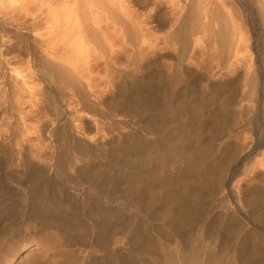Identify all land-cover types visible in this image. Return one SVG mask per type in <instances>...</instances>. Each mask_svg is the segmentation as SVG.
I'll return each instance as SVG.
<instances>
[{
  "label": "bare ground",
  "instance_id": "bare-ground-1",
  "mask_svg": "<svg viewBox=\"0 0 264 264\" xmlns=\"http://www.w3.org/2000/svg\"><path fill=\"white\" fill-rule=\"evenodd\" d=\"M1 1L3 3L1 7L6 6V0ZM33 1L29 3L32 5ZM35 1L37 3L35 5L37 7L39 5V10L43 11L44 15L40 16L39 10H36L38 11L36 14L34 10L37 8L31 9L34 13L27 10L30 7L28 8V2H26L27 8L24 9L27 11L21 10L22 13L26 11L25 19L21 17L20 20H17L20 14H15L13 9L12 11L8 10L9 12L5 11L6 15L4 16L2 13V17H0V153L4 155L3 160L6 164L17 158L26 169L30 170L31 168L30 172L38 175L40 180L39 182L38 180L32 181L31 188L23 189L27 196V201L24 204L19 199L13 201V195L16 194H8L6 186L0 185V226H2L0 234L10 233L14 231V228H17L18 224L30 221L26 230L51 229L53 241H62L63 237L61 238V236L65 232L70 238L72 235L68 234L69 231L74 232L73 236L77 233L76 238H72L71 245L75 247L77 244L74 249L75 254H72L74 257L71 256L76 261L71 260L72 263L131 264L124 256L120 257L116 252L118 249L122 252L125 247L123 244L128 241L132 247L133 256H130L128 250L127 254L132 257V264H151L147 256L157 253L159 245L158 241L155 242V238L152 239L154 237L152 230H157L160 225L164 227L162 230L164 235L182 237L183 234L179 231L186 233L183 229L188 230L189 228V233L184 234L187 236L182 238L184 243L189 244L192 234L194 232L196 234L198 223L203 222L201 224H205L206 227H204L205 233L202 230L204 236L209 237L215 230L220 232V235L218 233L220 242L217 240L216 246L219 247L217 250L225 252L224 249L228 248L230 251L226 250L231 252L230 254L233 252L234 258L232 259H236V264H264V245H262L264 241L260 240L255 231H253L255 234L251 235H255L254 238H249L252 228L248 232L244 219L239 218V220L235 213H232L235 216L231 214L229 216V211H224L226 213L223 212V216L218 215L217 219L210 216V210L213 208L211 206L215 205L217 201L219 203L216 208L229 210L228 200L231 197L229 199L226 195H221L220 198L218 196L219 190L224 189L222 186L225 187L223 178L228 168L217 173L216 184L213 181V183L206 184L210 182L207 175L214 172L211 162L215 160V158L214 160L208 159L210 158L208 149L213 148L209 147V143L208 148L203 142L206 147L204 150L208 148L206 151L200 149L201 153V151L195 150L197 153H194L192 167L187 166L186 170L180 169L184 172H182L183 174L179 172L178 176L173 174L174 176L169 175V178L165 174V177L159 170L162 176L157 170L159 166L154 163V159L160 155H163V158L159 157V161L164 159L165 154V160L168 159L167 154H171L169 149L175 145L173 140L164 137L166 128H163L165 124V127L167 123L170 124L169 118L171 119L172 116L184 113L187 115L184 118L190 119L189 121L192 122L191 125L187 122L190 126L194 120L203 119V113L206 111L214 113L215 115H211L215 116L217 120H220L218 117L228 120L232 117L229 112L231 104L240 107L248 100L259 102L260 93L264 92V77H259L258 73L252 69L254 54L250 28L234 1ZM258 4L261 9L260 14L264 19V0H259ZM177 9H179L178 14L176 13ZM4 10L3 8L2 11ZM31 12L34 15H31ZM29 13L30 21L26 20L29 19ZM8 14L11 15L8 16L9 21L6 19ZM4 32H13L18 35L17 38L22 39L26 48L22 46L27 50L28 60L26 58V62L28 64H26L29 72H22L24 70L22 66V70L18 67L20 60L18 59L17 62V59L12 56L13 54H10L12 51L9 52L8 45L5 47L7 40L5 44ZM160 32L163 34L159 35ZM194 35L200 36L195 39ZM73 36L76 40L70 38ZM69 39L71 42L68 41ZM73 39L75 42L77 41L74 42L75 44ZM72 43L75 46H72ZM86 43L89 45L93 43V46L95 44L96 51H101V53L95 52L98 54L95 57L96 54L92 52L95 58L90 57L89 54L86 55L87 53L84 51ZM211 51H214L212 55L215 53L219 60L210 56ZM213 59L218 62L215 63ZM95 61H100L101 64ZM212 62L216 64L215 69L211 66ZM98 63L102 66V72ZM196 66L198 70H201L203 80L207 82L208 88L202 91L197 88L199 78L194 77V67ZM184 73L189 75L190 80L184 78ZM191 73L193 76L190 75ZM96 76H98V80L103 78L104 81L100 84L99 80L100 88H97L99 91L93 89L96 91L93 92L90 86L96 85L91 84L94 83L92 81ZM247 76L249 78L246 79L249 80L248 85H250L248 94H242L241 97L236 96V93L233 95L229 90L230 87L235 86L243 77ZM236 86L238 87L239 84ZM75 97L79 100V107H76L77 104L74 106ZM100 100L102 103L104 101L109 103L108 105L111 104L113 108L109 110L105 109L106 107L102 108ZM46 101L50 103L48 106L51 105V113L46 111L48 110L47 107L45 108ZM175 102L179 104H174ZM214 110L216 112H213ZM123 112L128 113L131 118H136V120L117 117ZM247 114L249 115L245 117L239 116L249 119L250 113ZM183 116L179 115L176 118L179 120V117L182 119ZM173 119L175 118L173 117ZM167 120L168 122H166ZM195 121L194 123H196ZM132 122L135 126L131 125ZM201 125L198 126L199 129L203 127ZM204 129L206 130V128ZM203 131H201L202 137ZM194 137L192 139H195V142H200L196 143L199 144V148H203V144L200 147L201 136ZM165 138L166 141H163ZM180 139L182 140V138ZM192 139H190V143L193 142ZM179 140L176 141L177 144ZM181 140L179 143L182 144ZM187 140L184 141L187 142ZM188 145L190 144L188 143ZM78 158L82 159L86 166L102 162L103 159L108 165L114 167L116 165L119 167L118 169L125 171L128 186L122 184L124 187H119L117 177L107 179L110 172L108 170L109 172L106 173L108 177L104 178V180H109L107 185H103L104 183L102 185L88 184L98 188L105 194V199L108 197L110 200L106 199L104 202H100L97 199L101 197L98 191L93 190L94 187L89 190L88 186H84L85 195L78 194V196L61 179L75 174ZM156 161L158 162L157 159ZM128 165L138 167V170L134 167V169L127 170ZM152 165L158 168L154 169ZM244 166V172L250 170V167ZM1 167L3 166L1 165ZM5 168L3 169L5 170ZM104 168L106 169V167ZM143 168L146 169L141 170ZM68 169L70 170L66 171ZM156 171L165 178L159 179ZM100 177L101 181H104V176ZM90 179L92 180L91 177ZM68 180L73 179L69 177ZM241 187L238 185L233 187L230 194L235 195L236 198H234L237 199L239 208L243 210L242 203L244 201L248 206L246 210L254 214L255 218L264 224V207L257 208L260 203L264 205L263 195H260L258 190L256 192L254 188L252 189L254 191H251V187L246 185H241ZM66 197L67 199H65ZM125 202L131 205L138 216L132 218L133 214L127 217L123 206ZM61 204L66 207L62 208ZM13 208L17 209L18 216L14 213ZM70 209H73L74 212L72 223L69 222ZM231 218L240 222L232 224ZM183 219L190 220H188L189 223L182 222L185 227L180 226L181 223H179ZM144 224L149 228L148 231L151 230L149 232L152 237L145 235L148 234L147 232L143 234L144 229H142L143 232L141 231V226ZM180 227L183 229L180 230ZM117 233L120 234V237H116ZM159 233L161 234V232ZM213 235L217 236V233L214 232L211 236ZM225 235H230L231 239L227 240ZM166 236L162 235L161 237L165 239ZM238 236H241V239ZM22 237L23 239L28 238L26 235ZM49 240L51 241V238ZM64 241L61 244L69 248L70 244ZM166 241L168 243L169 239ZM48 245L52 246L50 242L46 246ZM169 246L171 247V245ZM35 248L36 246L32 245L27 251ZM5 255L9 257L8 251L5 252ZM62 256L64 257V255ZM190 256L192 255L190 254ZM8 257L6 258L8 259Z\"/></svg>",
  "mask_w": 264,
  "mask_h": 264
},
{
  "label": "rangeland",
  "instance_id": "rangeland-1",
  "mask_svg": "<svg viewBox=\"0 0 264 264\" xmlns=\"http://www.w3.org/2000/svg\"><path fill=\"white\" fill-rule=\"evenodd\" d=\"M20 1H22V2H20ZM31 1H33V0H6L5 1V5L6 6H4V7H1V6H3V5H1V4H3V3H1L2 1L0 0V7L2 8H0V17H2L1 15H2V13H3V15L5 16L6 15V13H4L5 11L7 12L8 10L10 11H12V9L14 10V13L16 14L17 13V15L18 14H20V15H18V17H17V15H15L14 14V16L15 17H17V20H20L21 19V17H22V19H25L26 18V15L24 16V14H25V12L27 11V10H31V9H33V8H37V9H35L34 10V12L36 11V10H39V5H38V7L36 6L37 5V3H36V1L34 0L33 1V3H32V5L34 4V6H32L31 5V3H29V2H31ZM229 1H231V0H229ZM234 1V3H235V5L236 6H238L239 8H240V11L242 12V15H243V18H244V20L247 22V24H248V27L250 28V33H251V36H252V50H253V54H254V59H253V67H252V69H253V71L255 70L257 73H258V75H259V77H264V19H263V17H262V14H260L261 13V9H260V6H259V0H233ZM232 1V2H233ZM20 2V3H19ZM26 2H28V5H27V3ZM35 2V3H34ZM237 2V3H236ZM23 3V4H22ZM25 3V4H24ZM18 4V5H17ZM29 4H30V6H29ZM36 4V5H35ZM256 4V5H255ZM20 5V6H19ZM25 5H27L28 6V8L29 9H24V8H27ZM8 6V7H7ZM23 6V7H22ZM25 6V7H24ZM8 8V9H6V8ZM20 7H21V9H20ZM3 8L5 9L4 11H2L3 10ZM21 10H26V11H23V13H22V11ZM179 9H177V11H178ZM251 12H250V11ZM8 11V12H9ZM32 12H33V10H31ZM28 12H30V11H28ZM32 12H31V15H34V14H32ZM33 12V13H34ZM37 12L38 11H36L35 13L37 14ZM42 12L43 11H41V10H39V12L38 13H40L39 15L41 16V15H44V13L42 14ZM45 12V11H44ZM176 12V11H175ZM23 15H22V14ZM177 14L179 13V11L178 12H176ZM22 15V16H21ZM30 15V13L28 14V16H29V19H26V20H28V21H30L31 20V16ZM3 16V17H4ZM8 16H11L10 14H8L6 17V19L9 21V19H8ZM28 16H27V18H28ZM13 17V16H12ZM15 17H13V18H15ZM25 17V18H24ZM10 18V17H9ZM15 20H16V18H15ZM10 34V38L8 37V35ZM161 34H163L162 32H160L159 33V35H161ZM11 35H12V37H11ZM17 36L18 35H15V33H13V32H10V33H5L4 32V37L6 38H4L3 37V35H2V38H4V42L6 41L7 42V44H6V42H5V44H6V46L5 47H7V45H8V50H9V52L10 51H12L10 54L12 55V56H14L16 59H17V62H18V59L20 60L19 62V64H20V66H18V65H16V66H18V67H20V69H21V66H22V69H24V70H22V72L23 73H27V72H29V68H28V66H27V62H26V58H27V60H28V56H27V50L26 49H24V47H25V45L23 44V41H22V39H20V37L19 38H17ZM197 36V37H196ZM194 35L193 37L196 39V38H198L200 35ZM202 36V35H201ZM8 37V38H7ZM70 38H74L75 40H76V38L73 36V37H70ZM9 39V40H8ZM13 39V40H12ZM17 39V40H16ZM73 39V40H74ZM195 39H193V40H195ZM10 40H12L11 42H10ZM72 40V39H71ZM75 40L73 41V43L75 42ZM9 41V42H8ZM21 41V42H20ZM69 42H71L70 41V39L68 40ZM15 42V43H14ZM77 42V41H76ZM75 42V43H76ZM9 43V44H8ZM18 43V44H17ZM71 44L72 46H75L74 44ZM87 45H85V50L84 51H86L85 53H87L86 55H90V57H92V58H95V57H97V55L98 54H100L101 53V51H96V45L94 44V46L91 44V45H89L88 43H86ZM15 45V46H14ZM20 45V46H19ZM24 47H23V46ZM202 45H203V43H202ZM93 46V47H92ZM108 46H110V45H108ZM14 49H13V48ZM86 47H90L88 50L86 49ZM12 48V49H11ZM16 48V49H15ZM23 48V49H22ZM26 48V47H25ZM109 48V47H108ZM92 49V50H91ZM109 49H111V48H109ZM25 50H26V52H25ZM98 50V49H97ZM114 50V49H113ZM96 54L97 52H98V54H96L95 55V57H93L94 56V54ZM96 52V53H95ZM214 51H211L210 53H211V55L210 56H212V58L213 57H215V59H217L218 58V56L216 57L215 56V53L212 55V53H213ZM16 54H18V55H16ZM93 54V55H92ZM199 54H197V56H198ZM216 55H218V54H216ZM17 56V57H16ZM25 56V57H24ZM22 59H21V58ZM199 57V56H198ZM25 58V59H24ZM214 60V59H213ZM217 60H219V59H217ZM21 61H23V62H21ZM95 62H100V61H95ZM214 62L215 63H217L218 61H216V60H214ZM214 62H212V64H211V66H213V68L215 69V66H216V64L214 63ZM263 62V63H262ZM23 63V64H22ZM27 63V64H26ZM24 64H25V66H24ZM100 64H101V62H100ZM99 63H98V66L100 65ZM259 64V65H258ZM257 65V66H256ZM100 67V69H101V72L103 71L102 70V66L100 65L99 66ZM197 67V66H196ZM196 67H194L195 69V72H194V77H196V78H199L198 80H199V82H198V84H197V88H198V90H203V89H205V88H208L207 87V82L205 81V80H203L204 79V77H203V75H202V73H201V70L199 69L198 70V67L196 68ZM258 67V68H257ZM26 69H28V70H26ZM252 69H251V71H252ZM252 71V72H253ZM197 72V73H196ZM184 75V78L185 79H188V80H190V77H189V75L188 74H186V73H184L183 74ZM190 75H192V73L190 74ZM100 77H102L101 75H99ZM186 76V77H185ZM193 76V75H192ZM199 76V77H198ZM201 76H202V78H201ZM248 76H250L249 74H248ZM243 77L242 78V80L238 83L239 84V86L237 87L236 85H238V84H235V86L233 85L232 87H230V92L234 95V93H236L235 95L236 96H239V97H241V95L242 94H248V92H249V90H250V85H248L249 84V80L248 79H246V78H249V77ZM99 77V78H100ZM94 81H92V82H94V83H91V84H96V85H89L90 86V89L93 91V92H96L97 90L99 91V89H97V88H100V85H99V80H98V76H96V78L94 77ZM85 80V79H84ZM197 80V79H196ZM104 81V79L102 78V80H100V84L102 83ZM201 82V83H200ZM98 85V86H97ZM97 86V87H96ZM202 86V87H201ZM234 88V89H233ZM93 89H95V90H93ZM102 89V88H101ZM235 90V91H234ZM229 94V93H228ZM260 98V100H259V102L258 101H254V102H252L253 100H248V101H245L244 103H243V107L242 106H240V107H236V106H234L233 104H231L230 105V109H229V112L231 113H229L230 114V116H232V117H230V118H228V120L227 119H224V118H219L218 117V119H220V120H217V118L215 117V116H213L212 117V115H215L214 113H211L210 111L208 112V111H206V112H204L203 113V116H202V118L203 119H200L199 121H195L196 123H194V121H193V124L195 125V127H194V125L192 124V126H190L191 125V123L192 122H190L188 119H186V118H184V117H186L187 115H185L184 113L182 114V113H179L177 116H172V118L170 119L169 118V123L170 124H172V125H170V124H168L167 123V126L165 127V125L163 126V128H166V132L164 133V137H167L168 139H170V140H173L172 142H174V144L176 145L177 144V140H179L180 138H182V144H181V142L179 143V141H178V146L176 145V147H175V145L171 148V149H169V150H171V154H167V158L168 159H166L165 160V158H166V154L164 155V159H160V161H159V157L160 158H163L161 155L160 156H158V158H155L154 160H155V162L154 163H157V165L156 166H159V168L157 169L156 167H154L153 165H152V167H154V169L156 168L158 171L159 170H161V172L164 174V176H165V174H167L168 176L167 177H169V175H172L171 177H173L174 175L173 174H178L179 172H181V174H183L182 172H184V171H181V170H186L187 169V166H191L192 167V163H193V158L195 157L194 156V153H197L196 151H201V153H202V150H200V149H203L204 150V148H206V147H208L207 145H208V143H209V147H213V148H210V149H208L209 151H208V157H210V158H208V159H213L214 160V158H215V160L214 161H212L211 162V164H212V166H213V171L214 172H211V173H213V174H211L210 173V175H207L208 177V179H209V181L210 182H208V183H206V184H209V183H213V182H215V184H216V182H217V180H218V174L217 173H220L221 171H223V169H226V168H228V170H224L225 171V176H224V178H223V185L225 186V187H223L222 186V188H224V189H222V190H219L220 192H218L219 194H218V196H219V198L220 197H222L223 195H226V197L228 198L229 197V199H230V197H231V201L230 200H228L229 201V205H230V207H229V210H226V209H223L222 210V208H216V206H217V204L219 203L218 201H217V203H215V205H213V206H211V207H213L211 210H210V216H213V217H215V218H213V219H217V216L219 215H222V213L224 212V211H229V216H231L232 215V213L234 214H236V216H237V218L239 219V218H241L242 220L244 219V221H245V225H246V229L248 230V232H249V230H251V228H252V230H251V232H250V235H249V238L250 239H252V237L254 238V236L255 235H253V236H251L252 234H255L256 233V235L257 236H259V238H260V240L261 241H264V240H262V239H264L263 237H264V229H262V228H264V224H263V222H259V220H257L256 218H255V216H254V214H252V213H250V212H248L246 209H248V206L246 205V203H244V201H243V207L245 208V210H244V208H243V210H242V208H239V204H238V201H237V199H235L236 197H235V195H233V194H230V193H232V189H233V187H236L237 185H238V187L240 186L241 187V185L242 186H248V187H251V191H256L257 192V190H258V192H259V194L260 195H263L262 196V198L264 199V92H262V93H260V96H259ZM77 97H75L74 98V100H73V102H75L76 101V103H74V106H76V104H77V106L76 107H79L80 105H78V102H79V100H78V98L76 99ZM248 99H250V97H248ZM103 101V100H102ZM100 102V106L102 107V108H105V109H107V110H109L110 108L112 109L113 107H111L112 105L110 104V105H108L109 103H107V102H104L103 101V103L101 102V100L99 101ZM47 101L45 102V105H47V106H45V108L47 107V109L48 110H46V111H48V112H52V108L50 109V107H51V105H49L48 106V104H50V103H47ZM102 103V104H101ZM252 103V104H251ZM262 103V104H261ZM80 104V103H79ZM174 104H179V103H177V102H175ZM255 104V105H254ZM251 105V106H250ZM249 107V108H248ZM262 107H263V109H262ZM252 108V109H251ZM248 111V112H247ZM50 112V113H51ZM213 112H216L215 110L213 111ZM250 113V118H251V120H250V118L249 119H246V118H242L243 116L245 117L246 115H249V114H247V113ZM124 113V114H123ZM123 113H121L120 115H118L117 117H119L120 118V116L122 117V118H125L126 117V119H128L129 120V118H130V120H132V121H135L136 120V118H131V116L128 114V113H126L125 114V112H123ZM210 113V114H209ZM252 113V114H251ZM127 114H128V116H127ZM212 114V115H211ZM242 114V115H241ZM244 114V115H243ZM179 115H181V116H183V118L182 119H180V117H179V120L176 118V117H178ZM242 116V117H240V116ZM173 117L176 119H173ZM240 118H241V120L243 121H245V119H246V121H245V123H243L241 120H240ZM173 119V120H172ZM215 120V121H213V120ZM222 119V120H221ZM231 119H232V121H231ZM230 120V121H229ZM250 120V121H249ZM220 121V122H219ZM166 122H168V120L166 121ZM165 122V123H166ZM175 122V123H174ZM187 122H189V124L190 125H188V123ZM231 122H232V124H231ZM249 122V123H248ZM177 123V124H176ZM180 123V124H179ZM187 123V125H185ZM214 123H218L217 125L216 124H214ZM197 124V125H196ZM201 125V126H203V127H201L200 129H199V125ZM234 124V125H233ZM132 126H135L134 125V123L132 122V124H131ZM183 125V126H182ZM169 126V127H168ZM174 126V127H173ZM176 126V127H175ZM182 126V127H181ZM189 126V127H188ZM205 126V127H204ZM193 127V129H194V131L192 132V130L193 129H191ZM169 128V129H168ZM171 128V129H170ZM188 128V129H187ZM203 128V130H201ZM204 128H206V130L204 129ZM195 129H199V130H195ZM173 130V131H172ZM176 130V131H175ZM185 130H186V132H185ZM188 130V131H187ZM212 130H213V132H212ZM216 130V131H215ZM219 130V131H218ZM191 131V132H190ZM198 133H196V132ZM201 131H203L204 133H203V137H206V138H204L203 139V137H202V133H201ZM168 132V133H167ZM180 132V133H179ZM182 132V133H181ZM184 132V133H183ZM189 132V133H188ZM217 132H219V133H217ZM178 133V134H177ZM194 133L196 134V136L197 135H200L201 136V138H202V143L200 144V147H202V144H203V142L205 143V145H206V147H205V145L203 146V148H199V144H196V143H200V142H195L194 140L195 139H192V137H194ZM211 133H212V135H211ZM215 133V134H214ZM217 133V134H216ZM237 133V134H236ZM166 134V135H165ZM193 134V135H192ZM175 135V136H174ZM178 135V136H177ZM179 135H180V137H179ZM205 135V136H204ZM170 136V137H169ZM194 137V138H197V137ZM213 136V137H212ZM186 137V138H185ZM211 137V138H210ZM177 138V139H176ZM179 138V139H178ZM185 138V139H184ZM213 138V139H212ZM167 139V140H168ZM175 139V140H174ZM187 139H189V140H187ZM190 139H192V143H190ZM187 140V142H185V141ZM163 141H166V138H165V140H163ZM184 141V142H183ZM189 141V142H188ZM207 142V143H206ZM213 142V143H212ZM188 143L190 144V145H188ZM194 143V144H193ZM210 143H211V146H210ZM184 144H186V145H184ZM194 146H193V145ZM163 145H164V143H163ZM188 145V146H187ZM198 145V146H197ZM175 147V151H174V148ZM193 147V148H192ZM173 149V150H172ZM199 149V150H198ZM207 149H205L204 151H206ZM168 150V151H169ZM196 150V151H195ZM211 150H213V151H211ZM8 151H9V149H8ZM167 151V152H168ZM148 153V152H147ZM192 153V154H191ZM213 155H212V154ZM193 155V156H192ZM212 157H211V156ZM1 157H2V159H1ZM191 158V160L189 161V159ZM4 159V155L2 154V153H0V180H1V182H0V185L1 186H3V187H5V189H6V191H7V193L8 194H16V195H13V201H15L16 199H19L23 204L27 201V196L25 195V193L23 192V189H27L28 187L29 188H31V186H32V181H34V180H38V182L40 181L39 180V178H38V175H35L34 173H32V172H30L32 169L30 168V170H28V168L26 169V167L25 166H23L21 163H20V161H19V159H17V158H15V159H13V160H11L10 162H9V164L7 163H5L4 161L5 160H3ZM156 159L158 160V162H159V164H158V162L156 161ZM184 159V160H183ZM186 159V160H185ZM182 160V161H181ZM192 161V162H191ZM189 162V163H188ZM249 162V163H248ZM4 163V164H3ZM99 165H98V164ZM97 163H91V165H88V166H86L85 164H84V162L82 161V159H80V158H78L77 159V170H76V172H75V174H73V176L72 175H68V176H66V177H63V178H61L62 180H63V182L64 183H66V184H68L69 186V188H71V190L72 191H74L77 195L78 194H80L81 196L82 195H85V191H84V186H88L87 187V189H89V190H92L93 189V185H89L88 183H92V184H95V185H102V183H104L103 185H107V183L109 182V178H116L117 177V179H119L118 181H117V183H118V186L119 187H122L123 185L124 186H126L127 185V175H125V171L124 170H120V169H118L119 167H117L116 165H115V167L114 166H111V165H108L107 163H106V160L105 159H103V161L102 162H97ZM187 163V164H186ZM95 164V165H94ZM230 164V165H229ZM251 164V165H250ZM254 164V165H253ZM1 165L3 166V167H1ZM6 165V166H5ZM229 165V166H228ZM244 165H246V167H250L249 169L250 170H248V171H246V172H248V173H246V172H244L243 170H244ZM250 165V166H249ZM98 166H100V167H98ZM4 167H6L5 168V170L3 169ZM104 167H106V169H107V172H106V169L104 168ZM128 167H130V168H128ZM128 167H126V169L128 170V169H137L138 170V167H134V166H130V165H128ZM134 167V168H133ZM185 167H186V169H185ZM191 167H189V168H191ZM110 168H113V169H110ZM188 168V169H189ZM146 168H143V169H141V170H145ZM170 169V170H169ZM181 169V170H180ZM70 169H68V170H66V171H69ZM101 170V171H100ZM104 170V171H103ZM110 172H109V171ZM189 170H192V169H189ZM221 170V171H220ZM119 171V172H118ZM121 171V172H120ZM26 172H27V174H26ZM79 172V173H78ZM98 172H99V174H98ZM100 172H102V173H100ZM104 172V173H103ZM109 172V177L108 176H106L107 174L106 173H108ZM157 172V171H156ZM160 172V171H159ZM160 172V173H161ZM174 172V173H173ZM243 172V173H242ZM97 173V174H96ZM158 173V172H157ZM162 173H161V175H162ZM17 174V175H16ZM103 174V175H102ZM243 174H245V175H243ZM104 176L103 177V180H104V178H107V179H109L108 181L105 179L104 181H101V177L100 176ZM112 175V177H110ZM158 175V177H159V179L163 176H161L159 173L157 174ZM160 175V176H159ZM175 175V176H176ZM179 175V174H178ZM177 175V176H178ZM106 176V177H105ZM119 176H122V177H125V178H122V177H120L119 178ZM16 177V178H15ZM69 177H70V179L72 178L73 180H68L69 179ZM89 177V178H88ZM90 177L92 178V180L90 179ZM166 177V176H165ZM165 177H162V178H165ZM100 178V179H99ZM122 178V179H121ZM161 178V179H162ZM170 178V177H169ZM3 179V180H2ZM191 179H193V178H191ZM5 180V181H4ZM17 180H18V182H17ZM28 180H30L29 182H28ZM91 180V181H90ZM72 181V182H71ZM95 181V182H94ZM106 181V182H105ZM191 181V180H190ZM213 181V182H212ZM3 182V183H2ZM7 182V183H6ZM71 182V183H70ZM160 182V181H159ZM194 182V181H193ZM4 183H5V185H4ZM15 185H14V184ZM3 184V185H2ZM23 184V185H22ZM123 184V185H122ZM235 184H237V185H235ZM240 184V185H239ZM8 185V186H7ZM20 185V186H19ZM123 186V187H124ZM128 186V185H127ZM152 186V185H151ZM150 186V187H151ZM152 187H154V186H152ZM21 188H22V190H21ZM242 188V187H241ZM254 188V190H252ZM98 189V188H97ZM96 189V187H94V189L93 190H96V191H98V193L100 194V198H97V199H99V201L100 202H104L106 199L108 200H110V198H108V197H106V199H105V194L102 192V191H100L99 189L97 190ZM19 193L18 195H17V192ZM14 191V192H13ZM11 192V193H10ZM21 192V193H20ZM222 192V193H221ZM226 192V193H225ZM225 193V194H224ZM25 195V196H24ZM222 195V196H221ZM15 196H16V198H15ZM79 196V195H78ZM217 196V197H218ZM10 197H12V196H10ZM20 197V198H19ZM235 197V198H234ZM102 198V199H101ZM9 199V198H8ZM65 199H67V197L65 198ZM0 200H1V197H0ZM112 200V199H111ZM262 204V205H261ZM62 205V208H63V204H61ZM68 205V204H67ZM70 205H71V203H70ZM102 205V204H101ZM1 206V205H0ZM123 206H124V212H126L127 213V217H129V215L131 216V215H133L132 216V218H135L136 216H138L135 212H134V210L131 208V205L129 204V203H127V202H125V203H123ZM259 206H261V207H259ZM64 207H66V205L64 206ZM242 207V206H241ZM264 207V205H263V203H260L258 206H257V208H263ZM130 208H131V210H130ZM230 208H231V210H230ZM220 209V210H219ZM264 209V208H263ZM17 209L16 208H13V211H15L14 213L18 216V214H17V211H16ZM71 211H69L71 214H72V216H71V214H69L68 216H69V222H73V218H74V212L72 211L73 209H70ZM218 210V211H217ZM262 210V209H261ZM12 211V212H13ZM133 211V212H132ZM240 211V212H239ZM125 213V214H126ZM224 213H226V212H224ZM228 213V212H227ZM13 215L14 217L16 216V215ZM231 214V215H230ZM227 215V216H228ZM12 216V217H13ZM16 216V217H17ZM218 216V217H219ZM223 216V215H222ZM232 216H235V215H232ZM13 217V218H14ZM232 219V218H231ZM72 220V221H71ZM188 220L189 219H183L181 222H179V223H181L180 224V226L182 225V227L184 226L183 225V221H187V223H189L188 222ZM240 220V219H239ZM0 221H1V219H0ZM190 221V220H189ZM235 221H237V222H235ZM28 222H30V221H26V222H24L23 224H18V226H20V227H18L17 226V228H14V231H9L10 233H8L7 232V234L6 233H3V234H5V235H1L0 234V264H73L72 263V261L71 260H73V261H76L75 260V258H73L72 259V257L71 256H73L74 257V255H72V254H75L74 252V249L76 248V246H77V244L75 245V247L73 246V245H71L72 243H73V240H72V238L73 239H75L76 237L75 236H77L76 234H75V236H73L74 234V232H72V231H69V233L68 234H70V235H72L71 236V238H70V236L69 235H67V234H65V233H67V232H65L62 236H61V234H60V236H61V238L63 237V239H61L62 241H64L65 243H67V244H70V247L69 248H66V247H64L63 246V244H61V242L62 241H59V242H57V241H53L54 239H53V235H51V233H50V231H51V229H39L38 231H31V230H29V229H25L26 228V226L28 225L29 226V224L30 223H28ZM183 222V223H182ZM238 222H240V221H238V220H233L232 219V224H236V223H238ZM186 223V222H185ZM201 223H203V222H200V223H198V229H197V227H196V234H195V232H194V230H193V232H194V234H192V237H191V243H189V244H187V243H184V239H182L183 238V236L184 237H186L187 235H184V234H186L187 232L189 233V228H188V230H186L185 228L183 229L182 227H180V230H184L186 233H184V232H180L179 231V233H182L183 234V236L182 237H180L179 235L177 236L176 235V237H173V235L172 236H170L169 237V235L168 236H166V235H164L163 233H162V230H164V227L163 226H158L157 227V230H149V231H151L152 232V236H154V237H152L150 234H151V232H149L147 229H149L148 227H147V225H142L141 226V231L143 232V230L142 229H144V232H143V234L145 233V232H147L148 234H145V235H148V237H152V239H154L155 238V242H157V243H159V245L157 246V250H156V252L157 253H155V254H153V255H149V256H147L149 259H150V263L151 264H165L166 262H167V264H189V263H191V264H236V259L234 260V259H232V258H234V254H233V252H232V254H233V256H232V254H230L231 252H227V250L226 249H228V248H225L224 250H225V252H220V250L218 251L217 250V248L219 249V247H217L216 245L218 244V242H220L219 241V236H218V233H219V235H220V232H216V230L215 231H212L213 233L212 234H214V232L215 233H217V236H215V235H213V236H209V237H206V236H204V233H205V229H204V225L205 224H201ZM0 224H1V222H0ZM201 224V225H200ZM203 225V226H202ZM259 225V226H258ZM249 226V227H248ZM0 227H2V226H0ZM165 227H167V226H165ZM185 227V226H184ZM24 228V229H23ZM182 228V229H181ZM186 228H187V226H186ZM206 228V227H205ZM249 228V229H248ZM261 228V229H260ZM20 231H19V230ZM161 229V231H159ZM191 229V228H190ZM254 229V230H253ZM46 230V231H45ZM48 230V231H47ZM204 231V233H203V231ZM260 230V231H259ZM154 231V232H153ZM157 231V232H156ZM161 232V234L159 233V232ZM253 231H255V233L253 232ZM13 232H15V233H13ZM19 232H21V233H19ZM22 232H24L23 233V235H26V236H28V238L27 239H23V235H22ZM27 232V233H26ZM31 232V233H30ZM34 232V233H33ZM40 234H39V233ZM156 232V233H155ZM155 233V234H154ZM178 233V234H179ZM191 233V232H190ZM202 233V234H201ZM36 234H37V236H36ZM39 234V235H38ZM158 234V235H157ZM181 234V235H182ZM64 235H66V236H64ZM150 235V236H149ZM160 235V236H159ZM163 235V237L164 236H166V238L165 239H163V237H161ZM189 235V234H188ZM11 238H10V237ZM19 236V237H18ZM37 237L36 239H35V237ZM40 236V237H39ZM42 236V237H41ZM45 236V237H44ZM175 236V235H174ZM196 236V237H195ZM226 236H228V235H225V238L228 240V239H231L229 236L228 237H226ZM75 237V238H74ZM116 237H120V234H116ZM160 237V238H159ZM193 237H195V238H193ZM199 237V238H198ZM213 237V238H212ZM239 237V239H241V236H238ZM23 240H22V239ZM32 240H31V239ZM41 238V239H40ZM45 238V239H44ZM51 238V241L49 240ZM70 240H69V239ZM181 238V239H180ZM207 238V239H206ZM22 241H21V240ZM50 242V244L52 245L53 243V245L52 246H50V245H48V246H46L49 242L47 241V240ZM66 239H68V241H71V242H69L68 243V241H66ZM156 239H158V240H156ZM160 239V240H159ZM166 239L168 240L169 239V241H168V243H167V241H166ZM172 240V242H171V240ZM174 239V240H173ZM192 239H193V241H192ZM195 239V240H194ZM197 239V240H196ZM8 240V241H7ZM39 240V241H38ZM177 242H176V241ZM217 240H218V242H217ZM237 240H238V238H237ZM3 241V242H2ZM37 241V242H36ZM42 241V242H41ZM154 241V240H153ZM160 241V242H159ZM164 241V242H163ZM178 241H180L179 243H178ZM57 242V243H56ZM184 244H183V243ZM166 243V244H165ZM174 243H175V245H174ZM264 243V242H263ZM2 244V245H1ZM156 244V243H155ZM173 244V245H172ZM181 244V245H180ZM187 244V245H186ZM192 244H194V245H192ZM213 244H214V246H213ZM32 245H35L36 246V248L35 249H33V250H30V251H27V250H29V248L32 246ZM56 245V246H55ZM153 245H154V242H153ZM157 245V244H156ZM169 245H171V247L169 246ZM186 245V246H185ZM192 245V246H191ZM204 245V246H203ZM212 245V246H211ZM262 245H264V244H262ZM13 246V247H12ZM123 246H125L124 247V249H122V252L118 249L116 252H117V255L119 254L120 255V257L121 256H124L125 257V259L127 260V261H129L131 264L133 263L132 262V257H130V256H133V254L131 253V251H132V247L130 246V244H128V241L127 242H125L124 244H123ZM155 246V245H154ZM191 246V247H190ZM209 246V247H208ZM219 246V245H218ZM16 247V248H15ZM64 247V248H63ZM197 247V248H196ZM51 248V249H50ZM158 248H160V249H158ZM174 248V249H173ZM203 248V249H202ZM5 249H7L6 251H5ZM64 249V250H63ZM168 249V250H167ZM183 249V250H182ZM190 249V250H189ZM12 250V251H11ZM26 250V251H25ZM53 250V251H52ZM129 251V254H131L130 256H128L129 254H127L128 253V251ZM163 250H164V252H163ZM170 250V251H169ZM174 250V251H173ZM176 250V251H175ZM185 250V251H184ZM186 250H188L189 252H187ZM204 250V251H203ZM208 252H206V251ZM223 250V251H224ZM7 251H8V253H9V257H8V255L6 256L5 255V252L7 253ZM10 251V252H9ZM14 251V252H13ZM59 251V252H58ZM228 251H230L229 249H228ZM52 252V253H51ZM63 252V253H62ZM73 252V253H72ZM165 252H166V254H165ZM174 252V253H173ZM177 252V253H176ZM192 252V253H191ZM195 254H194V253ZM197 252V253H196ZM216 252V253H215ZM217 252H218V254H217ZM219 252H220V254H219ZM10 253H12V254H10ZM62 253V254H61ZM189 253V254H188ZM223 254V256H222V254ZM229 254V255H227V254ZM14 254V255H13ZM60 254H61V256H60ZM162 254V255H161ZM174 254V255H173ZM186 254V255H185ZM188 254V255H187ZM190 254L193 256H190ZM209 254V255H208ZM215 254V255H214ZM62 255H64V257L62 256ZM128 257H127V256ZM169 255V256H168ZM67 256V257H66ZM187 258H185V257ZM199 256V257H198ZM219 256V257H218ZM225 256V257H224ZM6 257H8V259L6 258ZM57 257V258H56ZM205 259H204V258ZM227 257V258H226ZM6 258V259H5ZM129 258H130V260H129ZM158 258V259H157ZM162 258V259H161ZM201 258V259H200ZM207 258V259H206ZM168 259V260H167ZM179 259V260H178ZM191 260V261H189V260ZM228 259V260H227ZM232 259V260H231ZM7 260V261H6ZM55 260V261H54ZM69 260V261H68ZM163 260V261H162ZM169 260H171V261H169ZM187 260L188 262H185V261ZM64 261H65V263H64ZM209 261V262H208ZM220 261V262H219ZM223 262V263H222ZM76 264H77V262H75ZM74 263V264H75Z\"/></svg>",
  "mask_w": 264,
  "mask_h": 264
}]
</instances>
